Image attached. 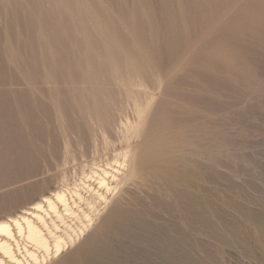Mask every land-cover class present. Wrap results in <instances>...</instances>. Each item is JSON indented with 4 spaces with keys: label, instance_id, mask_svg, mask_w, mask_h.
I'll return each instance as SVG.
<instances>
[{
    "label": "rangeland",
    "instance_id": "1",
    "mask_svg": "<svg viewBox=\"0 0 264 264\" xmlns=\"http://www.w3.org/2000/svg\"><path fill=\"white\" fill-rule=\"evenodd\" d=\"M37 201L20 264H264V0H0V221Z\"/></svg>",
    "mask_w": 264,
    "mask_h": 264
},
{
    "label": "bare ground",
    "instance_id": "2",
    "mask_svg": "<svg viewBox=\"0 0 264 264\" xmlns=\"http://www.w3.org/2000/svg\"><path fill=\"white\" fill-rule=\"evenodd\" d=\"M67 200L68 199L66 198L65 193L62 191H55L51 197L43 198V202L47 204L46 206L54 213L57 218L59 217L57 212V207L59 205L63 208L65 213H71L69 212L70 206ZM40 202L37 201L36 203L32 204L29 209H23L18 215L14 217L0 221V264H20V261L18 260L16 253L14 252L10 243V241L16 242L15 235L25 238L35 247V249H39L41 251L43 250L46 255H50L48 252L51 243V247L54 249L53 251L56 255L63 251V246H65L63 240L65 239L56 235L54 231L49 230L50 227L47 226L45 219L39 214L46 212ZM43 228H45L44 230H47V232L48 230L50 231L49 234L52 238L51 243L48 240L49 238H47L42 231ZM25 254L27 255L26 257H29L32 261H36L37 258H39H36V254L33 251H29L27 249H25ZM42 260L45 261V258Z\"/></svg>",
    "mask_w": 264,
    "mask_h": 264
}]
</instances>
